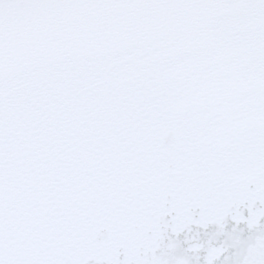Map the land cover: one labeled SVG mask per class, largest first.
Segmentation results:
<instances>
[{
  "label": "snow or ice",
  "instance_id": "obj_1",
  "mask_svg": "<svg viewBox=\"0 0 264 264\" xmlns=\"http://www.w3.org/2000/svg\"><path fill=\"white\" fill-rule=\"evenodd\" d=\"M0 264H264V0H0Z\"/></svg>",
  "mask_w": 264,
  "mask_h": 264
}]
</instances>
